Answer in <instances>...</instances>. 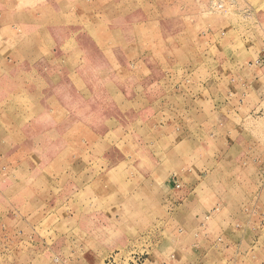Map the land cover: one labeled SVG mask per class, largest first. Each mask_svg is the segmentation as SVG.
Listing matches in <instances>:
<instances>
[{"label": "rangeland", "instance_id": "obj_1", "mask_svg": "<svg viewBox=\"0 0 264 264\" xmlns=\"http://www.w3.org/2000/svg\"><path fill=\"white\" fill-rule=\"evenodd\" d=\"M2 36L0 264L161 263L178 205L264 264V0H0Z\"/></svg>", "mask_w": 264, "mask_h": 264}, {"label": "crops", "instance_id": "obj_2", "mask_svg": "<svg viewBox=\"0 0 264 264\" xmlns=\"http://www.w3.org/2000/svg\"><path fill=\"white\" fill-rule=\"evenodd\" d=\"M11 41L12 39L10 37H0V43L2 44L0 50H5V46H7L8 43H11ZM250 48L251 50H253L252 47ZM226 133L229 136L227 138ZM224 134L225 138H221V140L219 139V142L217 143V146L215 148H224L226 149V151H230L233 149L230 148L228 144L229 139L231 140V132H225ZM227 140L228 143L226 142ZM180 198H182V196H180ZM182 209H184L182 208V205L175 206L173 219L168 220L164 224H161L160 227H158V229L160 228V230L164 231V234H161V232L158 235L159 240L156 245V249L159 252L161 251L163 256L161 255V263L159 261L157 263L155 255H150L149 257H147L148 264H153V262L157 264H178L177 262H175L176 260H174V256L171 255L168 257L167 255H175V253H179L182 247H184V249L187 251H194L195 247L201 249V246H206L210 249H216V244L213 238L215 237V233L218 232V230L219 232H222L221 238L223 239L224 245L227 248L226 251H228L232 247L237 248L236 251H238V255H234L232 258H221L220 256L219 260L224 262L225 264H244L246 256L249 255V251H246V248H249L250 250L252 248H255V246L250 245L252 242H247L245 239V235H243L241 232L255 227L254 225L256 224H252V222L254 221L250 219L251 217H255L254 215H245L243 214V210L240 209L237 210V213H234L233 211L231 212V209L225 212L224 208H221L219 210V213L211 211V213L213 214L211 216V220H218L217 224L213 226L209 225V223L203 224L201 222L200 219H202L203 214H200L201 212H199L198 209L187 208L184 209V213L182 212ZM182 215H184V218H188L190 216L189 221L183 223V221L180 219ZM200 222L203 224L201 227H199ZM250 224H252L254 227H249ZM200 229L202 230V233L200 232L199 234L198 232L200 231ZM254 244L255 242H253V245ZM166 245L170 247L169 251L160 250L161 247H165ZM198 252H195V254H193L195 255V262H191L190 264H199L203 262H206L208 264V261H206L205 259L207 257L214 256L212 253L214 252L213 250H210L209 253L207 252L204 255L197 254Z\"/></svg>", "mask_w": 264, "mask_h": 264}, {"label": "built area", "instance_id": "obj_3", "mask_svg": "<svg viewBox=\"0 0 264 264\" xmlns=\"http://www.w3.org/2000/svg\"><path fill=\"white\" fill-rule=\"evenodd\" d=\"M253 64L256 66H260L261 61L256 60ZM176 188H178V186H176ZM131 259H132V261H130L128 264H140V258L137 255L131 257Z\"/></svg>", "mask_w": 264, "mask_h": 264}]
</instances>
